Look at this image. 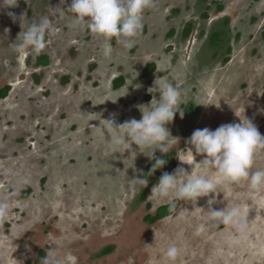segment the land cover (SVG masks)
<instances>
[{
	"label": "rangeland",
	"instance_id": "rangeland-1",
	"mask_svg": "<svg viewBox=\"0 0 264 264\" xmlns=\"http://www.w3.org/2000/svg\"><path fill=\"white\" fill-rule=\"evenodd\" d=\"M12 3L0 0V85L12 87L0 100V202L9 204L0 219V264H43L39 249L75 256L78 264H167L171 245L180 249L176 264H264V190L251 191L246 182L219 188L214 209L240 202L249 212L248 236L238 247L223 225L201 230L211 194L195 207L179 201L152 223L155 208L173 201L151 193L159 168L148 175L151 158L114 147L115 133L104 121L141 119L139 106L159 100L155 84L166 79L184 99L183 118L177 113L166 125L173 137L168 151L154 153L173 158L169 173L200 171L186 144L196 129L215 130L244 116L264 135V0H151L134 46L125 49L113 38L107 57L102 38L73 25L71 0ZM21 15L25 25L51 22L39 52L49 64L35 72L39 84L30 74L39 53L13 48ZM216 30L223 31L218 47L209 43ZM189 106L199 110L192 114ZM257 169H264V152Z\"/></svg>",
	"mask_w": 264,
	"mask_h": 264
},
{
	"label": "clouds",
	"instance_id": "clouds-1",
	"mask_svg": "<svg viewBox=\"0 0 264 264\" xmlns=\"http://www.w3.org/2000/svg\"><path fill=\"white\" fill-rule=\"evenodd\" d=\"M150 3L151 0H71L67 13L71 14L75 27L102 38L107 57L113 38L125 49L134 46L135 38L143 27V12ZM15 5L16 0H13L8 7ZM9 15L15 19L13 13ZM19 19L23 31L19 33V43L13 44L14 50L23 54L39 53L46 46L45 34L50 28V20L44 17L39 22L25 25L22 15ZM155 88L159 92V100L153 98L149 104L139 106L141 119H130L120 124H116L115 120H104L115 133L114 147L123 146L128 156L134 159L137 152L155 159L154 153L158 150L164 156L168 151V140L173 138L166 125L173 121L177 113L181 118L184 116L181 109L184 99L178 87L166 79H159ZM186 144L190 146L189 159L200 171L193 175L192 169L189 172L184 167H177L172 173H163L151 189L154 199L168 200L171 197L173 201H186L195 207L199 198L211 194L206 211L196 207L207 213L201 230L223 225L232 233L230 245L240 246L248 236L249 212L240 202L219 209L212 206L217 203L216 195L220 193L221 186L246 182L251 191L264 190V169L252 171L257 155L264 152V135L250 119L243 116L239 123L222 124L215 130L207 127L196 129ZM194 154L203 158L195 162ZM155 164L157 168L163 167L166 160L155 159ZM136 180L147 183L142 179ZM8 212L9 204L0 202V219ZM180 254L176 245L169 246L165 252L167 264H176ZM43 264H78V260L75 256L64 259L56 249H51L46 253Z\"/></svg>",
	"mask_w": 264,
	"mask_h": 264
},
{
	"label": "trees",
	"instance_id": "trees-1",
	"mask_svg": "<svg viewBox=\"0 0 264 264\" xmlns=\"http://www.w3.org/2000/svg\"><path fill=\"white\" fill-rule=\"evenodd\" d=\"M217 8L220 9L221 6L219 5ZM223 24L224 25L227 24V20L223 21ZM190 31H191V24L187 23L185 25V27H184V37H186L190 33ZM222 35H223V31L222 30L212 31L210 33V35H209V43H210V45L218 47L220 45L219 43L222 42V37H221ZM229 50H230V47L228 46L227 47V52H229ZM226 58L227 57H225V59ZM37 62L41 63V64H45V63H47V57L45 55H41V56L38 57ZM152 67L153 66L149 65L148 68L146 69L145 73L150 72L152 70ZM122 80H123L122 78H119L118 80H116L115 85L116 86L121 85L122 84ZM0 94H4V90ZM188 108L192 112V114L196 113L199 110V107H195L194 108L193 106H189ZM165 160H166V164L163 167H160L159 171L156 173L157 178H160L161 175L163 173H165V172L169 173L174 167L173 158H171L170 156H167ZM154 162H155V160H154ZM151 169L152 168L150 166L148 171H151ZM142 195H144V192L142 193ZM176 204H177V201H174L170 205L162 206L158 210V213H157L156 217L162 216L163 214H166V213L170 212L176 206Z\"/></svg>",
	"mask_w": 264,
	"mask_h": 264
},
{
	"label": "flooded vegetation",
	"instance_id": "flooded-vegetation-1",
	"mask_svg": "<svg viewBox=\"0 0 264 264\" xmlns=\"http://www.w3.org/2000/svg\"><path fill=\"white\" fill-rule=\"evenodd\" d=\"M219 5H220V4H216V8H217ZM221 8H222V6H221ZM221 8H220V9H221ZM217 9H218V8H217ZM190 32H191V31H190ZM189 34H190V33H189ZM189 34H188V35H189ZM230 51H231V50H230ZM41 55H45V54H40V53H39V54H36L34 57L31 58V59H32V60H31V64H32V67H31V68H32V70H31L30 74H32V76H34V78H35L34 81H35L36 84H39V78L36 76V73H35L36 70L41 69V68H43V67H45V66H47V65L49 64L48 56H47V55H45V56L47 57V63H45V64H41V63H38V62H37L38 57L41 56ZM11 89H12L11 84L8 83V82H5L4 84L0 85V93L4 90V94H0V100L7 98V97L9 96V94H10ZM155 159H159V158H155ZM155 159H152V161H151L148 165H146V168H145V171H146V172L148 171V169H149L150 166H151V168H152L151 171H148V175L154 173L153 170H154V166L156 165L155 162H154ZM163 159H164V158H163ZM174 167H175V163H174ZM174 167H173V168H174ZM159 169H160V168H159ZM159 169L155 172L154 175H156V173L159 171ZM172 170H173V169H172ZM141 193H142V192H141ZM23 194H25L24 197H26V196L29 194L28 189H26V190L23 192ZM145 195H146V193H145ZM145 195H144V197H145ZM144 197H143V198H144ZM173 202H174V201H171V202H169V203H165V204H162V205L157 206V207L155 208L153 214H152L151 216L148 217V218H149V221H151V222L153 223V222H155V221H158V220H160V219H162V218H165V217L171 215V214L177 209L178 204H179V201H177L176 206H175L170 212H168V213H166V214H163L162 216L156 217V215H157V213H158V210H159L162 206L170 205V204H172ZM111 249H112V247H108V248L106 249L105 253L109 252ZM108 250H109V251H108ZM45 255H46L45 250H44V249H39V251H38V253H37V258H36L37 262H40L41 260H43L44 257H45Z\"/></svg>",
	"mask_w": 264,
	"mask_h": 264
}]
</instances>
